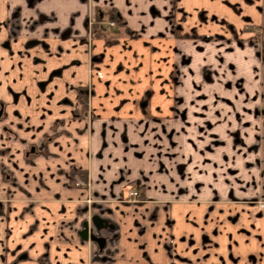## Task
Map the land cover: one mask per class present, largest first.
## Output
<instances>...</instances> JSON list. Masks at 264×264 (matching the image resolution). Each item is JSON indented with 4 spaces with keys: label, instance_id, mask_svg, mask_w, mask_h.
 Returning a JSON list of instances; mask_svg holds the SVG:
<instances>
[{
    "label": "crops",
    "instance_id": "crops-1",
    "mask_svg": "<svg viewBox=\"0 0 264 264\" xmlns=\"http://www.w3.org/2000/svg\"><path fill=\"white\" fill-rule=\"evenodd\" d=\"M246 26L264 27V0H0V264H221L229 243L237 264H264V208L232 215L182 183L199 125L213 144L208 124L232 117L229 90L187 61L246 59ZM87 198L118 224L107 260L88 259Z\"/></svg>",
    "mask_w": 264,
    "mask_h": 264
},
{
    "label": "rangeland",
    "instance_id": "rangeland-1",
    "mask_svg": "<svg viewBox=\"0 0 264 264\" xmlns=\"http://www.w3.org/2000/svg\"><path fill=\"white\" fill-rule=\"evenodd\" d=\"M104 23L109 27H115L113 19L105 20ZM246 27L244 28L252 30V35L248 39L250 43L246 59L235 58L233 55L225 57L224 53L219 55L221 52L219 50L207 49L206 52L203 51L205 53L199 55L197 60H188L186 67L196 84L198 81L201 84L202 76V83H213L217 90L222 86L229 90L224 96L231 105L232 117L231 123L214 126L208 124V130L212 129L209 133L214 135L213 144L211 140H203L205 138L202 134L206 133V125H199V138L201 139L199 151L202 156L198 158V168L197 165L196 168L191 169H189L190 165L183 166L182 183L197 180V201H208L214 204L210 206L220 207V209L223 208L221 204L226 203L223 204L224 208L232 215L254 211L255 206L264 208V27ZM210 54H215L217 58L209 57ZM239 104L241 108L238 107ZM214 121L217 122L219 119L216 118ZM211 147L215 152L213 165L210 162L206 164L208 160L203 155V150L206 148L209 150ZM186 160L190 162L189 157H184V161ZM196 169H198V174H196ZM81 180L84 181L81 186H85L86 179L81 178ZM206 185L210 188L214 187V195L210 190L205 189ZM129 189H125L122 200L124 202L140 201L141 198L138 195L135 198L128 195ZM85 200L86 206L81 210L85 213L83 222L88 225V232L93 235L92 239L87 238L88 259L90 261L107 260L114 251L118 224L110 217H106L103 220V226L98 228L93 222L95 215L90 210V203L93 200L90 198ZM231 219L239 229L240 221H237L234 216ZM84 224L82 230L85 228ZM229 237L231 240L232 236ZM97 238L106 239V245L97 247L95 251L94 245L98 241ZM232 240L235 241V238L233 237ZM215 244L216 242L209 240L206 235L200 238V246H214ZM217 250L219 249H215ZM216 254L218 257L215 263L220 261L221 264H237L239 261L230 243L226 250H220ZM201 256L207 258L209 251L206 248L200 249L198 257Z\"/></svg>",
    "mask_w": 264,
    "mask_h": 264
},
{
    "label": "water",
    "instance_id": "water-1",
    "mask_svg": "<svg viewBox=\"0 0 264 264\" xmlns=\"http://www.w3.org/2000/svg\"><path fill=\"white\" fill-rule=\"evenodd\" d=\"M93 222L96 224V226H97L98 228L101 227V220H100L97 216H94V217H93ZM84 226H85V228L80 232L81 236H82L83 238H85V239H87V238L92 239V238H93V235H91V234L88 232V229H87L88 225L85 223ZM97 239H98L99 242L102 243V239H101V238H97Z\"/></svg>",
    "mask_w": 264,
    "mask_h": 264
},
{
    "label": "built area",
    "instance_id": "built-area-1",
    "mask_svg": "<svg viewBox=\"0 0 264 264\" xmlns=\"http://www.w3.org/2000/svg\"><path fill=\"white\" fill-rule=\"evenodd\" d=\"M83 184H84V181L81 179H77L75 181V185H77V186H81ZM129 190H130V192L128 193L129 196H134V198H135L138 195V192L136 190H134V189H129Z\"/></svg>",
    "mask_w": 264,
    "mask_h": 264
},
{
    "label": "trees",
    "instance_id": "trees-1",
    "mask_svg": "<svg viewBox=\"0 0 264 264\" xmlns=\"http://www.w3.org/2000/svg\"><path fill=\"white\" fill-rule=\"evenodd\" d=\"M110 20L113 19L117 25H122V22L120 19L117 18V15H115L113 12L109 14L108 17Z\"/></svg>",
    "mask_w": 264,
    "mask_h": 264
}]
</instances>
